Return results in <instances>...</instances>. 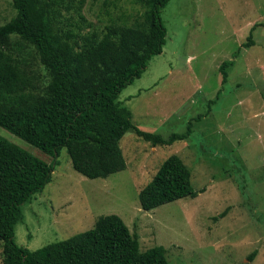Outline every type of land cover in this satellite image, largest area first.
Returning <instances> with one entry per match:
<instances>
[{
  "label": "rangeland",
  "instance_id": "rangeland-1",
  "mask_svg": "<svg viewBox=\"0 0 264 264\" xmlns=\"http://www.w3.org/2000/svg\"><path fill=\"white\" fill-rule=\"evenodd\" d=\"M136 10L135 0H86L83 13L103 26L123 14L131 20ZM161 13L162 53L119 100L143 131L167 138L185 133L191 122L190 135L153 147L129 131L120 140L126 169L97 179L77 173L61 149L48 184L21 206L18 246L34 251L116 215L137 236L140 251L162 246L169 264H264V27L241 47L264 22V0H170ZM15 15L11 0H0V26ZM224 61L233 65L222 85ZM0 136L51 163L1 127ZM172 155L189 169L196 195L142 210L140 190Z\"/></svg>",
  "mask_w": 264,
  "mask_h": 264
},
{
  "label": "trees",
  "instance_id": "trees-1",
  "mask_svg": "<svg viewBox=\"0 0 264 264\" xmlns=\"http://www.w3.org/2000/svg\"><path fill=\"white\" fill-rule=\"evenodd\" d=\"M169 1L135 0L140 10L133 19L123 14L119 22L97 26L84 16L86 0H11L16 15L0 26V127L51 157V163L0 136L2 264H169L162 246L140 251L137 236L116 215L101 216L92 229L34 251L13 240L21 206L48 184L61 149L77 173L97 179L126 169L120 140L129 131L153 147L190 135L191 122L185 133L167 138L143 131L119 100L162 53L161 11ZM257 26L264 22L252 27L241 47L252 45ZM232 65L219 66L222 85ZM195 195L189 169L172 155L140 190L138 201L150 211Z\"/></svg>",
  "mask_w": 264,
  "mask_h": 264
},
{
  "label": "crops",
  "instance_id": "crops-1",
  "mask_svg": "<svg viewBox=\"0 0 264 264\" xmlns=\"http://www.w3.org/2000/svg\"><path fill=\"white\" fill-rule=\"evenodd\" d=\"M161 19H162V13H161ZM139 95H140V93H138L135 97L136 98H138L139 97ZM133 115V114H132ZM166 122V120H163V122L162 123H165ZM138 127V126H137Z\"/></svg>",
  "mask_w": 264,
  "mask_h": 264
}]
</instances>
